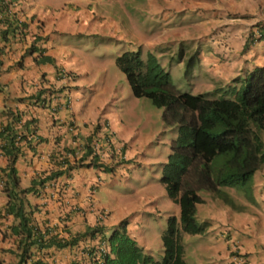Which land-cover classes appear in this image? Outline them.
Here are the masks:
<instances>
[{
  "label": "rangeland",
  "instance_id": "rangeland-1",
  "mask_svg": "<svg viewBox=\"0 0 264 264\" xmlns=\"http://www.w3.org/2000/svg\"><path fill=\"white\" fill-rule=\"evenodd\" d=\"M193 1L194 8L185 7L184 1L171 3L167 0H94L90 3L91 8L96 5L97 11L101 10V14L97 13V16L104 18L111 32L107 31L103 36L101 27H98L96 31L89 25L87 18H80L75 24V32H80L82 35L79 37L75 34L68 35L79 42L72 43L69 39H65L62 43L69 50L70 58H73L72 50L78 47L81 53V75L89 72L88 75H84L87 81L83 85H87V89L82 93L87 95L90 88H93L92 85L95 87L94 90L99 89L106 93L111 106L117 112L116 118L122 120V125H116L118 131L122 135H132L134 140L130 150L124 147L125 159L122 165H107L103 160L101 147L107 159L106 152H112V144H115L116 140H109L100 135L101 132H97V121H94L88 135H92L94 147H96L99 169L92 174L93 180L84 183L86 193L94 190L95 198L104 202L109 195L102 188L121 192V199L115 200L117 204L123 205L120 207L121 216H124V210L133 213L128 217L129 223L136 224L143 233V236L139 235L142 239L139 245L156 259L163 254L161 232L166 226L167 217L175 215L179 219V205L168 197L160 182L162 162L167 158L170 140L175 136L176 129L173 125H164L161 107L154 105L148 97L132 94L129 83L117 66L115 58L122 51L129 49L140 48L143 57L148 51L154 52L160 63L169 70L173 83L180 90L192 93L207 91L210 96H217L219 92L216 90L214 93L215 89L221 86L226 87L222 83L224 79L212 76L207 71L201 59V53L208 55L211 52V40L208 39V41L206 38L212 36V33L217 38L219 33L214 31V26H211L212 31L207 36L200 32L201 22L212 15V11L208 7V0ZM224 1L226 2V22L238 20L236 18L238 7L233 6V4L237 5L235 3L237 0ZM154 4H162L163 9L156 13L158 10H154ZM150 6L152 10L149 9ZM214 19L212 23H221L219 19L215 21ZM180 32L189 34L188 39L181 41L173 37L175 33ZM162 43L166 47L163 51L159 49ZM194 53H197L198 60L190 71L192 73L185 74V63ZM27 78H30V74L25 76V79ZM51 83L54 86L58 83L56 73ZM58 85L63 87L60 95L68 96L66 84L59 82ZM33 105L34 108H38L37 104L33 103ZM45 113L49 114L47 110ZM260 134L264 143V129L260 130ZM113 169L114 172L118 170L117 174H114ZM254 173L250 178V189L247 191L234 186H221L234 205L214 198L207 189L198 191L203 202L196 207L195 219L198 222L207 221V223L206 230L202 233L181 231L185 259L188 264H226L228 252L222 249V240L225 238L234 241L241 250L244 244H248L247 240L249 242L253 239L256 233H259V236L258 241L254 238V243L264 241V172L263 175L259 173V170ZM23 180V183H28V179ZM3 196L5 192L0 187V199ZM248 196L252 201H249ZM89 200L91 198L83 203L84 207L92 206L100 209L104 206L100 203L94 205L91 202L90 204ZM75 202L76 200L73 203ZM257 215L263 221L259 226H257ZM113 228L115 227L110 226L105 230L107 235ZM118 229L122 230V227L119 226ZM11 248L16 254L0 264L17 263V244ZM257 248L259 252L262 246L259 245ZM3 256H5L4 251L0 249V259Z\"/></svg>",
  "mask_w": 264,
  "mask_h": 264
},
{
  "label": "trees",
  "instance_id": "trees-1",
  "mask_svg": "<svg viewBox=\"0 0 264 264\" xmlns=\"http://www.w3.org/2000/svg\"><path fill=\"white\" fill-rule=\"evenodd\" d=\"M4 3L0 0V8L5 15L0 18V36L5 43L10 35L23 37L25 23H13L17 19L14 10L12 7L5 10ZM1 50H4V44ZM37 51L40 53L42 49ZM41 59L50 60V57L42 56ZM197 60V53L189 57L185 63V74L192 73L190 71ZM115 62L124 73L132 94L148 97L154 105L161 107L164 125H174L177 130L170 141L167 159L162 164L160 182L168 197L179 205V219L175 215L167 217L161 232L163 254L160 259H154L144 251L127 233L126 220L117 224L122 230L116 225L108 237L100 234V239L107 241L108 251L99 250L103 247L99 241H89L87 235L93 233L90 230L71 232L65 229V234L60 233V236L58 232L51 233L60 226L59 223L69 219L70 213L72 216L75 211L82 210L75 203L66 205L67 211L63 215L62 212L57 214V220L51 225L46 217H33V209H26L20 194L31 190L36 193L37 183L42 186L47 180L52 182L77 165L66 159V167L52 168L32 179L29 187L20 188L14 166L24 150L20 142L32 147L36 138L37 141L46 138L33 135L37 126L34 116L23 119L21 110L14 111L5 105L8 120L0 128V146L8 162L0 169V177H6L7 213H13L17 219L10 229L17 236L16 264H51L42 260L39 250L52 246L54 249L66 248L71 254L64 264H188L184 258L181 231H205V224L195 219L196 206L203 201L198 191L207 189L214 196L233 204L221 186L247 191L251 176L264 162V143L259 135V130L264 129V65H255L248 72L234 76L225 84L226 87H217L214 93L216 90L219 93L212 97L207 91L192 93L180 90L173 83L169 70L151 51L143 57L140 48L124 50L116 56ZM61 90L52 89L50 94L45 91L41 97L38 93L33 103L49 105L46 107L53 113L50 96ZM30 98L27 95L21 100ZM68 151L72 153L73 149ZM62 188L63 185L58 190L60 194ZM3 250L10 251L4 261L9 260L10 253L12 257L16 254L11 247Z\"/></svg>",
  "mask_w": 264,
  "mask_h": 264
},
{
  "label": "crops",
  "instance_id": "crops-1",
  "mask_svg": "<svg viewBox=\"0 0 264 264\" xmlns=\"http://www.w3.org/2000/svg\"><path fill=\"white\" fill-rule=\"evenodd\" d=\"M93 1L13 0L11 4L12 9H17L23 14L22 17L27 19V23L23 37L19 38L10 35L8 42L10 46H7L5 53L0 55V81L3 86L0 90V127L6 122V114L2 110L4 104H6L5 100L7 103H14V97L30 92L32 87L29 81H36L44 73L43 81L45 82L47 79L52 87L59 90L63 89L61 85H58L59 82L65 83L63 78L56 75L58 83L55 86L51 83L53 77H55V70L58 65L66 66L77 73L75 81L69 83L71 84L69 88L71 95L69 105L59 106L58 104L56 110L52 109L53 113L48 107L40 105H37L38 108H34V105L23 106V119L33 116L37 119V126L34 128L35 133L33 135L35 136L36 134L37 137L41 135L46 139L37 141L36 138L32 147L27 146L24 142L21 143L24 150L15 161V168L21 187L28 186L32 178L42 175V173H48L52 168L66 167L67 164L64 160L72 161L82 155L85 137L91 132L94 121L99 117L110 120L113 129L119 134L118 137L125 141L126 150H130L134 144L132 135H122L118 131L116 125H122V120L116 118L117 112L111 106L106 93L102 90L99 91V89L94 90L95 87L93 85L87 95L82 93V91L87 89V85H83V83L87 81L84 77L89 72L87 71L86 74L81 75V53L78 47L72 50L73 58H70L69 50L62 44L65 39H69L72 43L79 42V40L68 35L75 34L77 37L82 35L80 32H75V24L80 18H87L89 25L96 31L98 27H101L103 36L107 31L111 32V30H108L109 26L105 23L104 18L97 16V13L101 14V10L97 11L96 5L91 8L90 3ZM167 1L171 3L184 1V6L189 8H194L195 4L193 0H188L190 3L187 0ZM208 1V7L212 11V15L207 16L201 22L200 32L205 33L207 36L214 26V31H218L219 34L216 36L217 38H215L213 33L211 34L212 36L206 38L211 40L212 50L208 55L201 53V59L212 76L223 78L224 81L222 83L227 84L234 76L248 72L255 65H264V0H237L235 2L237 5L233 4V6L238 7L239 11L236 17L238 20L234 22H226V2L224 0ZM151 6L149 7L150 10H152ZM153 7L154 10H158L156 13L163 9L162 4H154ZM180 8L182 7L180 6ZM4 16L0 12V17L3 18ZM213 19L214 21L219 19L221 23H212ZM188 35L186 32H180L175 33L173 37L185 41V39H188ZM36 37V45L44 50V55L50 56L49 62L39 63L35 60L37 51L29 49ZM248 39H251V41ZM161 46H164L163 43L159 45V47ZM160 50L163 51L164 49ZM85 65L88 68L87 63ZM28 74H30V78L25 79ZM45 110L49 114H46ZM70 122L71 124L67 126ZM24 145L26 146L24 147ZM71 148L75 154L68 151ZM124 159V157L117 159L114 166L122 165ZM6 164L7 158L3 156L0 149V169L4 168ZM98 169L93 166L79 167L75 170L72 169L71 173L67 174L65 172L59 175L52 182L47 180L44 185H37L38 190L36 193L31 191L23 195L27 209H33V217H36V219L38 217H46L51 225V222L55 223L57 220V214L62 212L61 215H63V212L67 211L66 205L73 204L76 200L75 204L79 205L80 208L82 206L85 212L82 213L77 210L72 216L71 213L69 214L68 220H65L62 224L59 223L60 226L54 228L51 233L58 232L57 235L60 236V233L62 235L65 234V229L71 232L88 230V227L92 224L91 212L86 211L87 208L83 206V203L86 199L91 198L89 200L90 204L91 202L94 205L100 203L108 210L99 229L102 234L107 235L105 232L107 228L110 226L114 227L122 219H126L127 232L140 243L139 241L142 239H140L139 235L143 236V233L136 227V224L129 223L128 217L133 215V213H128L127 210H124V216H121L122 209L120 207L123 205L115 202L117 198L121 199V192L102 188L109 195L104 202L95 198L93 195L94 190L86 193L84 183L88 180H93L92 174H95ZM112 171L114 172V169ZM117 172L118 170L114 174H117ZM263 172V169L259 171L261 175H263ZM23 179H28V183H23ZM61 185H63L62 194L58 192ZM111 192L117 195L109 194ZM92 199L96 200V202L94 203ZM6 200L5 196L0 199V249L4 251L5 255L1 257V261H4L8 256V252H10L3 249L13 247L17 237L10 230L11 226L17 222V219L13 213H7ZM258 213L262 214L259 211ZM256 220L257 226L263 222L258 215ZM258 236L259 233H256L254 237L256 241H258ZM254 238L249 240V242L247 240L248 244H244L243 247V251L247 253L246 264H264V241L254 243ZM94 240L93 238L90 242ZM259 245L262 248L258 252L259 248L257 246L259 247ZM223 248L226 250L224 242L222 244ZM43 251H45L44 261H48L51 264H64L69 261L71 256L66 248L54 249L52 246ZM11 258L12 253L9 255V259ZM229 260V258L227 261L225 260V263H230Z\"/></svg>",
  "mask_w": 264,
  "mask_h": 264
},
{
  "label": "clouds",
  "instance_id": "clouds-1",
  "mask_svg": "<svg viewBox=\"0 0 264 264\" xmlns=\"http://www.w3.org/2000/svg\"><path fill=\"white\" fill-rule=\"evenodd\" d=\"M4 2H6V4L4 3V8H5V10H7L8 9V7H12V3H13V1L11 2V1H9L8 0V2L7 1H5L4 0ZM2 10V8H0V12H2L1 11ZM14 11V13H15V15H16V17H17V19L13 22V23H15V22H18V23H20V22H24L25 23V26H26V23H27V19L26 18H23L22 16H23V14L20 12V11H18L17 9H13ZM1 18V17H0ZM1 28H2V21H0V33H1ZM25 28V27H24ZM1 35V34H0ZM9 35V34H8ZM7 35V36H8ZM9 39H10V37H9ZM9 39L4 43V42H2V40H1V36H0V55L1 54H4L5 53V51H6V48H7V46L9 47L10 45L8 44V42H9ZM1 42H2V44H1ZM36 42H37V37L33 40V42L31 43V45H30V50H32V51H37V49L39 48L37 45H36ZM3 44H4V50H1L2 49V47H3ZM166 47H164V46H161V47H159V49H165ZM39 49H42V48H39ZM43 49H42V52H38L37 51V55H36V57H35V60L36 61H38L39 63L41 62V61H43L42 59H41V57L42 56H46V55H44V53H43ZM154 53V52H153ZM155 54V53H154ZM156 55V54H155ZM50 57V56H49ZM44 60H46V61H50V60H47V59H44ZM0 63H1V60H0ZM55 73H56V75L58 76V77H60V78H63L64 80H65V84H66V86H67V88H68V96H64V95H60V93L58 92V93H54V94H51V96H50V99H51V103L53 104V108L52 109H54V110H56V108H57V106H58V104H59V106H62V105H69L68 103L70 102V99H71V95H70V92H69V88H70V86H71V84H69V83H71V82H74L75 81V79H76V76H77V73L75 72V71H73L72 69H69V68H65L64 66H59L56 70H55ZM44 80V73H42L41 75H40V77L36 80V81H29V84H30V86L32 87L30 90V92H26V93H24V95H22V96H16V97H14V99H13V101H14V103H7L6 102V100H5V103L6 104H4V106L2 107L3 109V113H5L6 115H5V117H6V121L8 120V116H7V113H6V111H5V105H6V108H12V110H17V109H19V110H21V114L23 113V115H22V118H23V116H24V109H23V106L25 105V106H31V105H33V100L34 99H36L37 98V94L39 93V97H41V96H43V92H49V94H50V92H51V90L52 89H54V90H58V89H55L54 87H52L51 86V84H49L48 83V81H47V79L45 80V82L43 81ZM44 83V84H43ZM46 83H48V84H46ZM54 86V85H53ZM2 85H1V81H0V90L2 89ZM132 92V91H131ZM42 93V94H41ZM27 95H30L32 98H30L28 101H23V100H21V99H23V97L24 96H27ZM35 104H37L38 106H39V104L38 103H35ZM40 106H42V107H46V106H49V105H45V106H43V105H40ZM97 124H98V130H97V132L98 133H100V135H103L104 137H107L109 140H116V142H115V144H112V152H106V156H108L107 157V159H105V154H104V150H103V147H101V150H102V157L104 158L103 160L106 162V164L107 165H115V163L117 162L116 160L117 159H119V158H122L123 157V155H124V147H125V141L122 139V138H120V137H118V136H116L117 135V133H116V131L113 129V127H112V125H111V122H110V120L109 119H104V118H98L97 120ZM6 123V122H5ZM4 123V124H5ZM71 124V122L69 123V124H67V126H69ZM174 126V125H173ZM2 127V126H1ZM0 127V128H1ZM174 128L176 129V127L174 126ZM262 130V129H261ZM176 133H177V130H176ZM259 135H260V137H261V134H260V130H259ZM175 136H176V134H175ZM174 136V137H175ZM87 137V136H86ZM85 137V141L83 142L84 143V152H83V154L82 155H80L78 158H76V159H74V160H72L71 161V163L73 164V163H76V165L77 166H75V168H73L74 170L75 169H77V168H79V167H83V166H93L94 168H98L97 166H98V164H97V159H98V157H97V153H96V150H95V148L96 147H94V142H93V139H92V135H89L87 138ZM173 139V137L171 138V140ZM262 139V138H261ZM43 140V139H42ZM170 140V141H171ZM95 142H96V139L94 140ZM263 141V140H262ZM1 143V142H0ZM20 143H22V142H20ZM0 149H1V146H0ZM169 152H170V144H169ZM1 153L3 154V156H6L3 152H2V150H1ZM72 154H75L74 153V151L72 152ZM168 156V155H167ZM6 158H7V156H6ZM167 159V158H166ZM113 161H115V162H113ZM166 161V160H165ZM165 161H163L162 163H164ZM7 162H8V159H7ZM264 163V162H263ZM263 163L260 165V167L259 168H257L255 171H257V170H259V171H261L262 169H263ZM7 165V164H6ZM14 166H15V164H14ZM162 169V168H161ZM72 172V171H71ZM71 172H67V174L68 173H71ZM253 174H255V173H253ZM1 179V189L2 190H4V184H5V180H6V177H1L0 178ZM32 179H35V177L34 178H32ZM32 179H31V182H30V184L28 185V186H26V187H29L30 185H31V183H32ZM20 181V180H19ZM40 186V184L39 183H37L36 184V186ZM163 185V184H162ZM18 186L20 187V188H26V187H21L20 185H19V183H18ZM94 189H95V187H94ZM165 189V188H164ZM249 189H250V187H249ZM32 191V190H31ZM31 191H27V192H25V193H21L20 194V196H22V198H23V195H26V193H28V192H31ZM5 192V191H4ZM166 192V191H165ZM211 192V191H210ZM225 192V191H224ZM199 193V192H198ZM226 193V192H225ZM227 194V193H226ZM200 195V194H199ZM211 195L214 197V198H216V199H220V200H223V198H221V197H218V196H214L213 194H212V192H211ZM5 196H6V194H5ZM6 198H7V196H6ZM248 199H249V201H252V199H251V197L250 196H248ZM7 201V200H6ZM224 201V200H223ZM203 202V201H202ZM225 202V201H224ZM25 203V202H24ZM174 203H176V202H174ZM199 203H201V202H199ZM198 203V204H199ZM177 204V203H176ZM197 204V205H198ZM230 205H234V203L233 204H230ZM197 207V206H196ZM82 210H81V212L82 213H84L85 211H84V209L83 208H81ZM86 211H88V212H91V214H90V216H91V222H92V224H91V226H89L88 227V230H90V231H92L93 233L91 234V233H89L88 235H87V238L89 239V241H91V239H95L94 241H92V242H97V241H99V243L102 245L103 244V247L101 248V249H99V250H101V251H108V246H107V241L104 239V240H102V239H100V234H102L101 233V231L99 230L100 228H101V224H102V220H103V218H105L106 217V215H107V213H108V210L104 207V206H102L100 209H95V208H93L92 206H90L89 208H87V210ZM122 220H126V219H122ZM201 223H204L205 224V230H206V223H207V221H203V222H201ZM117 225V224H116ZM116 225L114 226V227H116ZM126 226H127V220H126ZM165 228V227H164ZM163 228V229H164ZM162 229V230H163ZM205 232V231H204ZM128 233V232H127ZM129 234V233H128ZM104 235V234H103ZM130 235V234H129ZM131 236V235H130ZM106 237H108V235L106 236ZM132 237V236H131ZM134 238V237H133ZM135 239V238H134ZM137 241V240H136ZM223 242H224V244H225V246H226V251L228 252V258L230 259L229 260V262L230 263H228V264H246V256H247V253H246V251H243V249L241 250L238 246H237V244L234 242V241H229V239L228 238H225L224 240H222ZM139 244V243H138ZM141 246V245H140ZM162 246H163V244H162ZM143 249H144V251H146V252H148V253H150L148 250H146L143 246H141ZM244 247V246H243ZM43 249L44 248H42L41 250H39V255L40 256H42L41 258H42V260L44 259V254H45V251H43ZM151 254V253H150ZM152 255V254H151ZM161 258V257H160ZM159 258V259H160ZM184 258H185V248H184ZM154 259H156V258H154ZM186 260V259H185ZM188 263V262H187Z\"/></svg>",
  "mask_w": 264,
  "mask_h": 264
}]
</instances>
